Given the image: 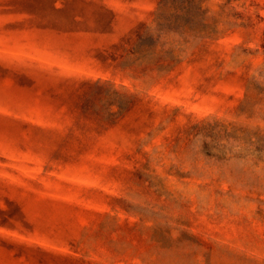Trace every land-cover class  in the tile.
<instances>
[{"label":"rangeland","instance_id":"1","mask_svg":"<svg viewBox=\"0 0 264 264\" xmlns=\"http://www.w3.org/2000/svg\"><path fill=\"white\" fill-rule=\"evenodd\" d=\"M105 2L0 0V264H264V0Z\"/></svg>","mask_w":264,"mask_h":264},{"label":"trees","instance_id":"2","mask_svg":"<svg viewBox=\"0 0 264 264\" xmlns=\"http://www.w3.org/2000/svg\"><path fill=\"white\" fill-rule=\"evenodd\" d=\"M85 1L87 0H83V2ZM95 2V12L92 11L89 13V11H80L74 15L73 21L76 24L82 25L86 23L88 19L99 21L100 19L104 18L107 21V26L104 28L92 29V31H97L99 33H109L113 27L112 25L115 20V13L109 6H107L105 0H95Z\"/></svg>","mask_w":264,"mask_h":264}]
</instances>
